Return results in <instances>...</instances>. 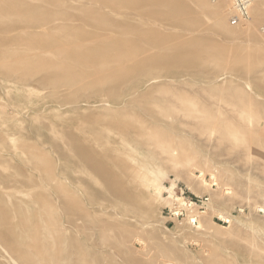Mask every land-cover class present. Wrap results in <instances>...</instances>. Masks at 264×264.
<instances>
[{"label": "rangeland", "instance_id": "374dc122", "mask_svg": "<svg viewBox=\"0 0 264 264\" xmlns=\"http://www.w3.org/2000/svg\"><path fill=\"white\" fill-rule=\"evenodd\" d=\"M91 1L0 0V264H264V0Z\"/></svg>", "mask_w": 264, "mask_h": 264}, {"label": "bare ground", "instance_id": "6f19581e", "mask_svg": "<svg viewBox=\"0 0 264 264\" xmlns=\"http://www.w3.org/2000/svg\"><path fill=\"white\" fill-rule=\"evenodd\" d=\"M78 1H80V0H78ZM81 1H83V0H81ZM107 1V0H106ZM116 1H118V0H116ZM123 1V0H122ZM191 1V0H190ZM86 2V1H85ZM91 2H94L93 0L91 1ZM194 2V1H193ZM195 2H197V3H200V4H202V5H204L205 6V0H197V1H195ZM194 2V3H195ZM231 2V1H230ZM254 2V0L252 1V3ZM80 3V2H79ZM83 3V2H82ZM95 3H97V2H95ZM109 3H111L110 1H109ZM113 3V6H114V2H112ZM115 3H117V2H115ZM125 3V2H124ZM128 3V2H127ZM129 3H131V1L129 2ZM102 4V3H101ZM126 4V3H125ZM125 4H123L124 6H125ZM177 4H179L178 2H177ZM193 4V3H192ZM196 4V3H195ZM92 5H94L93 3H92ZM97 5V4H96ZM95 5V6H96ZM104 5V4H103ZM137 5V4H136ZM218 5H220V7L219 6H217V8H216V12H215V16L217 17V16H219L221 13H222V1H220L219 2V4ZM98 6H100V5H98ZM106 6V5H105ZM116 6H119V5H116ZM121 7H122V5H120ZM167 6V5H166ZM199 6V5H198ZM252 4L250 5V7H249V9H251L252 8ZM112 7V6H111ZM126 7H127V5H126ZM133 7V6H132ZM193 7V6H192ZM230 7H231V5H230ZM254 7V6H253ZM258 7H260V6H258ZM258 7H256L255 6V9H254V11H253V13H254V17H256L257 19H258V16L259 15H261V11H260V8H258ZM114 8V7H113ZM130 8V7H129ZM135 8V7H134ZM76 9V8H75ZM93 9V8H92ZM105 9V8H104ZM141 9H143V8H141ZM162 9V8H161ZM88 10H90L91 11V8L90 9H88ZM94 10V9H93ZM98 10V9H97ZM115 10V9H114ZM113 10V11H114ZM83 11V10H82ZM101 11V10H100ZM99 11V14L101 13L102 14V12H100ZM107 11V10H106ZM93 12V11H92ZM94 12H96V11H94ZM93 12V13H94ZM115 12V11H114ZM126 12V11H125ZM131 12V11H130ZM172 12V11H171ZM229 12L230 13H232V11H230L229 10ZM118 13H120V12H118ZM98 14V13H97ZM105 14V13H104ZM121 14H123V12L121 13ZM121 14H119V15H121ZM126 14V13H125ZM82 16V15H81ZM97 16V15H96ZM104 17V16H103ZM100 18V17H99ZM57 19V18H56ZM80 19H83V18H80ZM101 19H103V18H101ZM72 20V19H71ZM93 20V19H92ZM105 20V19H104ZM64 21V20H63ZM60 22V21H59ZM72 22V21H71ZM74 22V21H73ZM72 22V23H73ZM82 22V21H81ZM248 22V21H247ZM63 23V22H62ZM78 23V22H77ZM76 23V24H77ZM86 23V22H85ZM248 23H250V22H248ZM70 24V23H69ZM75 24V26H77ZM79 24V23H78ZM81 24V23H80ZM70 25H72V24H70ZM69 25V26H70ZM57 27V26H56ZM216 27L217 28H219V29H223V23H217V25H216ZM72 28V27H71ZM109 28H110V26H109ZM115 28V27H114ZM116 29V28H115ZM72 30V29H71ZM74 30V29H73ZM73 32V31H72ZM114 32V31H113ZM69 36V35H68ZM83 36H84V34H83ZM104 37V36H103ZM74 38H76V37H74ZM64 39V38H63ZM77 39V38H76ZM89 39V38H88ZM110 39V38H109ZM121 39V38H120ZM104 40H106V39H104ZM107 43H109V41H106ZM111 43H113L114 44V41H110ZM117 41H115V43H116ZM118 42H120V41H118ZM121 42H123L122 40H121ZM105 43V42H104ZM106 43V44H107ZM103 51H105V50H103ZM107 52V51H106ZM50 170V169H49ZM199 172H200V175H198V176H196V178H198V179H200L201 180V182L203 183V184H207V182H206V180L204 179V172L202 171V170H199ZM206 177V176H205ZM212 178H213V176H212ZM134 179V178H133ZM132 179V180H133ZM133 184V183H132ZM188 187H189V189H190V191H191V188H190V186H189V184H188ZM197 188V187H196ZM219 217L221 218V219H224V220H227V222L229 223L230 222V220L227 218V217H224V216H222V215H219ZM199 226L198 227H200L201 225L200 224H198Z\"/></svg>", "mask_w": 264, "mask_h": 264}, {"label": "built area", "instance_id": "2783aa9c", "mask_svg": "<svg viewBox=\"0 0 264 264\" xmlns=\"http://www.w3.org/2000/svg\"><path fill=\"white\" fill-rule=\"evenodd\" d=\"M229 21L233 26L245 25L249 19V7L253 0H230Z\"/></svg>", "mask_w": 264, "mask_h": 264}]
</instances>
